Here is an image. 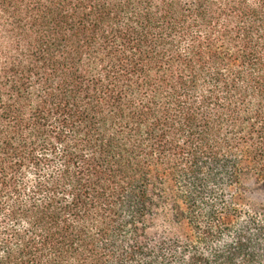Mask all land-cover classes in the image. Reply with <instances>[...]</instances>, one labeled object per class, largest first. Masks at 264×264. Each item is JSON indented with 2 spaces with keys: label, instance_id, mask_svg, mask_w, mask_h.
<instances>
[{
  "label": "trees",
  "instance_id": "obj_1",
  "mask_svg": "<svg viewBox=\"0 0 264 264\" xmlns=\"http://www.w3.org/2000/svg\"><path fill=\"white\" fill-rule=\"evenodd\" d=\"M0 264H264V0H0Z\"/></svg>",
  "mask_w": 264,
  "mask_h": 264
}]
</instances>
